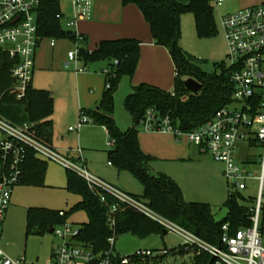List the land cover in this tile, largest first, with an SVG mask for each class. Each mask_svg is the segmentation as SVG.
<instances>
[{
	"label": "trees",
	"instance_id": "16d2710c",
	"mask_svg": "<svg viewBox=\"0 0 264 264\" xmlns=\"http://www.w3.org/2000/svg\"><path fill=\"white\" fill-rule=\"evenodd\" d=\"M123 5L134 4L140 10L155 45L168 49L175 66L174 90H163L157 86L140 83L124 100V107L132 119V126L121 131L113 116L114 93L122 75L132 76L137 67L141 41L136 38H116L99 41L89 51L85 47L86 37L83 36L79 58L86 66L98 60H105L107 71L104 74V91L98 106L93 110H82V114L91 119L92 123L105 128L112 148L107 151L109 162L118 170L132 171L144 185L142 196L134 197L145 203L155 213L191 231L203 240L217 244L222 234V225L228 224L229 234L238 229L249 227L252 223L251 208L239 200L244 199L241 191H229L225 203L227 216L222 221L214 217L212 207L202 202H186L178 184L169 176L148 174L146 167L151 157L145 154L139 145L136 125L143 119L146 112L154 110L157 121L168 117L171 124L184 132L198 128L207 122L214 113L231 102L232 87L229 83V69L223 63L220 75H207L197 66V61L188 55L180 46V16L191 12L194 16L197 33L200 37L212 36L215 33L213 18L214 0H189L181 4L176 0H122ZM38 35L43 38L66 39L70 42L75 36L70 29L63 28V18L59 0H39L36 9ZM14 61L0 51V116L16 126L29 125L35 137L53 148L51 144L53 97L43 89L30 86L26 95L17 100L8 90L13 84L10 69ZM180 75L193 77L201 83L197 94L188 91ZM109 87H106V84ZM185 94V95H183ZM183 95L185 97L181 98ZM12 105L22 113L18 121L10 120L11 116L4 111L5 105ZM19 164L20 180L18 184L42 185L46 170V159L37 155L30 147ZM10 171L9 163L2 160L0 152V177ZM67 187L80 195V201L72 209H82L88 215V221L79 227L75 241L89 245L101 253L108 248V238L122 233H131L144 237L152 233H167L157 222L145 216L125 203H119L115 197L98 185L90 188L75 172L66 169ZM105 198L104 201L100 197ZM117 204L116 210L111 207ZM71 209V210H72ZM259 231L264 236V200L260 208ZM113 219L114 224H111ZM49 224V231L56 225L66 223V215L59 212L34 209L27 211V228L34 224ZM182 252L183 249L181 247ZM185 253V252H184ZM193 264H214L207 253L193 256ZM148 261V260H147ZM90 264H96L92 262Z\"/></svg>",
	"mask_w": 264,
	"mask_h": 264
},
{
	"label": "rangeland",
	"instance_id": "374dc122",
	"mask_svg": "<svg viewBox=\"0 0 264 264\" xmlns=\"http://www.w3.org/2000/svg\"><path fill=\"white\" fill-rule=\"evenodd\" d=\"M62 1L65 6L70 7V0ZM62 1L59 0L60 5H62ZM261 1L263 0H224L225 3L236 2L238 7L215 6L213 10L215 33L208 37L198 35L194 16L191 12L182 13L180 16L179 46L197 61V66L202 72L207 75H220L227 53L220 15L258 5ZM91 4L90 18L93 0H91ZM121 5H123L122 0ZM69 18H71L70 15L67 18H62L61 25L63 28H66V22ZM75 29L76 26L71 28L72 31ZM50 40L55 41L58 45L63 42V39H42L39 54L43 57V62L46 65L57 54L49 47ZM96 42L89 37L85 47L91 51L96 46ZM70 49L74 50L75 45L69 41L68 50ZM105 63V60H98L86 67L82 60H78L76 66L73 64L69 68L63 69L61 60L58 68L56 66L52 70L48 68L45 73L40 72V69L35 70L32 86L54 93L52 122L53 144L56 151L74 161L78 167H82L84 161L91 175L124 193L139 198L144 193V185L138 177L130 170H118L114 164L108 165L110 158L107 151L112 146L104 128L90 123H85L80 128H76L83 116L80 109L83 108V103L92 100L93 90L89 81L86 79L77 80L74 74L80 72L102 75ZM79 68L81 70H78ZM187 78L188 76L180 75L182 81ZM174 79L175 74L172 77L170 88L167 89L168 91L174 90ZM127 82L128 77L122 75L113 97V116L121 131H126L132 126L131 116L124 107V100L130 91ZM101 85H103L102 78ZM183 95L180 97H185ZM69 127L76 129L69 131ZM136 129L139 133L142 150L144 148L143 151L152 157L146 167L148 174L156 176L161 173L171 177L178 184L186 202L207 203L212 207L217 221L225 219L228 212L225 205L228 192L234 189L223 174V165L207 155H200L197 148L189 142L184 133L176 135L170 129L147 128L144 122H139ZM250 145L247 146L245 141H241L236 159L241 167L258 175L261 147L253 142ZM245 155L248 156L247 161ZM66 174L65 166L53 159H46L42 185L16 184L13 186L10 204L0 229V247L11 258L19 259L23 256L27 263L47 264L52 253L62 243L59 237L50 233V225L47 223H37L30 229L27 228V211L31 208L65 214L66 223L77 227H82L88 221V215L84 210L72 209L80 201V195L68 189ZM241 193L244 199L239 200L240 203L254 207L255 198L258 194V181L255 179L247 180V189ZM55 227L62 228L61 225ZM181 244L182 239L175 231H168L164 234L152 233L144 237L122 233L116 237L114 249L121 256L132 255L142 249H150L156 253L163 249L169 250L167 255L156 254L148 261L134 260L130 264H193V256L182 252L180 250Z\"/></svg>",
	"mask_w": 264,
	"mask_h": 264
},
{
	"label": "built area",
	"instance_id": "2783aa9c",
	"mask_svg": "<svg viewBox=\"0 0 264 264\" xmlns=\"http://www.w3.org/2000/svg\"><path fill=\"white\" fill-rule=\"evenodd\" d=\"M224 0H214V7H220ZM39 0H0V51L14 61L10 69L13 84L9 92L17 100L22 99L30 86L34 59L38 43L36 9ZM72 17L66 22V29L76 26L79 20L89 19L91 0H71ZM221 25L227 44L224 64L229 69V83L232 87L231 102L218 109L204 124L184 132L173 126L168 117L157 121L154 110L146 112L144 122L147 128L170 129L176 135L184 133L189 142L201 152L223 165V174L232 185V191L247 189V180L258 181V194L251 208V225L229 234L228 224L222 225V234L217 244H211L191 231L155 213L145 203L135 199L103 180L91 175L84 166L78 167L74 161L59 154L35 137L29 125L16 126L0 116V152L2 160L9 163L10 171L0 177V229L10 204L14 185L19 183V164L23 158L24 147L32 148L39 157L53 159L80 176L87 185H98L112 194L117 202L125 203L157 222L165 231H175L182 239L183 251L192 256L207 253L214 264H264L263 236L259 231L260 208L264 188V3L221 14ZM72 31V30H71ZM75 49L67 52L65 67L77 65L79 50L83 41L82 34L72 31ZM51 44H54L52 41ZM84 69V67H83ZM78 70H81L80 68ZM108 70L104 69L103 74ZM109 87V84H106ZM144 120V121H143ZM91 119L83 115L76 128ZM76 128L69 127V131ZM241 141L257 143L261 147L259 174L246 170L237 162L236 153ZM104 201L103 196L100 197ZM117 204L111 207L115 211ZM111 224H114L111 219ZM79 227L64 223L62 228H53V234L62 240L61 245L52 253L47 264H130L134 260L147 261L156 254L167 255L169 250L154 252L150 249L136 251L132 255L121 256L115 252V235L108 238V248L101 253L91 246L75 241ZM1 238V232H0ZM0 264L27 263L22 256L13 259L0 247Z\"/></svg>",
	"mask_w": 264,
	"mask_h": 264
},
{
	"label": "crops",
	"instance_id": "0c3cea01",
	"mask_svg": "<svg viewBox=\"0 0 264 264\" xmlns=\"http://www.w3.org/2000/svg\"><path fill=\"white\" fill-rule=\"evenodd\" d=\"M176 1L181 4H187L189 2V0H176ZM235 3L236 2H231V3L224 2L222 6H229V7L233 6V8L238 7ZM263 3H264V0L261 1L260 4H263ZM60 9H61L63 18L65 17L67 18L69 17V15L72 17L71 0H70V7L65 6V3H63L62 1V5H60ZM227 13H232V12H226L223 14H227ZM75 31L84 35L86 37V40H88L89 37L93 38L95 41H97L96 44L99 41L105 40V39L136 38L140 40L141 48H140V57H139L137 67L132 76L130 77L127 76L128 77L127 83L129 84V88H130L129 93L132 91V88L134 86L140 83H147L150 85H154L163 90H167L170 88L172 77L175 74V66L171 60L170 53L167 48L163 46L155 45L153 43V39H152L150 30H149V26L144 20L143 15L141 14L140 10L137 8L136 5L134 4L121 5V0H93V9H92L91 18L79 20L77 22ZM52 41L53 40L49 41V47L57 54L55 57L53 56L50 63L46 65L43 62L44 61L43 57L41 56V54H39V47L42 42V40L40 39L38 46H37L36 54H35L33 74H34V71L37 69H40L41 70V71L39 70L40 72L45 73V70H47L48 68H51V70L54 68V66L58 68L61 60L63 63V69H67L71 66L70 65L69 67H65V62L67 61V52L69 51L68 50L69 40L63 39V42L60 45H58V43H56L55 41H53L54 44H51ZM89 64H93V63H89ZM88 65H86V67H89ZM106 65L107 63H105L104 67H106ZM74 76L76 77L77 80L86 79L87 81H89V83L92 86V90H93V94L91 96L92 100H87L86 103H83L82 105L83 108L80 109V112H82V110L95 109L98 106L101 96L104 91V84H105L104 74L96 75V74L78 72L77 74H74ZM101 78H102L103 85H101ZM32 80H33V76H32ZM32 80L30 83V87L34 88L32 86ZM94 80H95V83H93ZM34 89H40V87H36ZM49 92L51 93L53 97V103H54V93L50 90ZM85 106L87 107V109H84L86 108ZM4 111L11 116L10 120L12 121H18L22 118L21 111L12 105L6 104L4 107ZM51 121H52V115H51ZM90 124H93V123H90ZM106 136H108L107 133H106ZM138 139H139V133H138ZM245 143L247 146H251L249 143L247 142ZM51 144L53 148L56 150L53 144V122H52ZM139 145H140V140H139ZM197 151L202 156H206V155L209 156L208 154L201 152L198 148H197ZM144 153L147 154L146 152ZM245 160L246 161L248 160L247 155H245ZM82 164L86 168L84 161ZM110 164L111 163L108 162V165Z\"/></svg>",
	"mask_w": 264,
	"mask_h": 264
},
{
	"label": "water",
	"instance_id": "95a60500",
	"mask_svg": "<svg viewBox=\"0 0 264 264\" xmlns=\"http://www.w3.org/2000/svg\"><path fill=\"white\" fill-rule=\"evenodd\" d=\"M184 86L191 93L197 94L200 90L201 83L193 77H188L184 81ZM50 233H53V229L50 230Z\"/></svg>",
	"mask_w": 264,
	"mask_h": 264
}]
</instances>
